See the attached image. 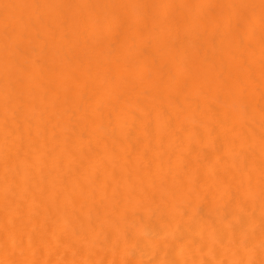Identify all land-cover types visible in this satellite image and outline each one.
I'll return each instance as SVG.
<instances>
[{
  "label": "bare ground",
  "instance_id": "bare-ground-1",
  "mask_svg": "<svg viewBox=\"0 0 264 264\" xmlns=\"http://www.w3.org/2000/svg\"><path fill=\"white\" fill-rule=\"evenodd\" d=\"M8 1L0 264H264V0Z\"/></svg>",
  "mask_w": 264,
  "mask_h": 264
},
{
  "label": "rangeland",
  "instance_id": "rangeland-1",
  "mask_svg": "<svg viewBox=\"0 0 264 264\" xmlns=\"http://www.w3.org/2000/svg\"><path fill=\"white\" fill-rule=\"evenodd\" d=\"M121 0H77V21L78 20H88L92 19L97 23H106L102 29H107L111 26V23L114 19L122 18V10L120 9ZM11 1L8 0H0V22L6 18H10V13L8 11H4V4L9 5ZM53 4L57 3L58 0H51ZM27 6H30L27 9L30 17L33 18L35 15L39 13H43L44 11H32L31 0L26 1ZM37 17V16H36Z\"/></svg>",
  "mask_w": 264,
  "mask_h": 264
}]
</instances>
